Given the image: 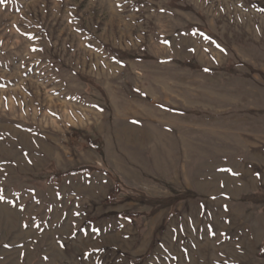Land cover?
<instances>
[{"label":"rangeland","instance_id":"obj_1","mask_svg":"<svg viewBox=\"0 0 264 264\" xmlns=\"http://www.w3.org/2000/svg\"><path fill=\"white\" fill-rule=\"evenodd\" d=\"M264 0H0V264H264Z\"/></svg>","mask_w":264,"mask_h":264},{"label":"trees","instance_id":"obj_2","mask_svg":"<svg viewBox=\"0 0 264 264\" xmlns=\"http://www.w3.org/2000/svg\"><path fill=\"white\" fill-rule=\"evenodd\" d=\"M263 244H264V241H263Z\"/></svg>","mask_w":264,"mask_h":264}]
</instances>
